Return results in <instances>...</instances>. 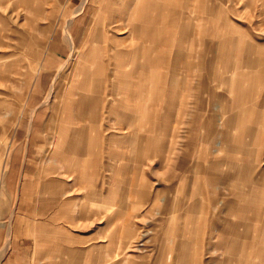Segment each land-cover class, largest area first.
<instances>
[{
	"label": "rangeland",
	"instance_id": "obj_1",
	"mask_svg": "<svg viewBox=\"0 0 264 264\" xmlns=\"http://www.w3.org/2000/svg\"><path fill=\"white\" fill-rule=\"evenodd\" d=\"M109 3L116 11L127 0H0V264H97L99 245L104 244L106 250L115 251L108 262L129 259L128 264H189L192 253L197 255V264H217L228 255L224 249L264 250V209L257 212L258 220L251 223L239 216V210L222 209L225 202L233 201L238 192L247 189V183L241 182L244 177H238L247 170L240 162L244 146H226L215 138L214 145L208 141V146H198V151L206 147L209 150L203 158L205 155L196 154L194 147L183 145L188 136L184 127L177 145L172 144L175 124L171 122V145L166 147L165 154L151 145L148 160L142 164L133 161V167L147 174L137 180L138 185L144 184L150 192L149 199L138 193L122 192L128 188L130 178L120 168L127 159H136V152H131L126 144L117 147L114 161L118 166L117 176L115 171H110L113 157L108 146L87 147L85 154L75 157L72 168L63 169L57 164L61 157V147L57 145L61 131L55 128L62 120L70 78L63 73L66 64L57 62L53 54L71 47L64 57L69 54L72 60L79 52L78 45H114L111 38L119 30L102 26V22L109 21L105 14ZM234 6L242 10L237 16L230 13V21L238 29L234 37L246 38L264 49V0H252L250 7L239 0ZM258 7H261L260 16ZM96 31L100 34L106 31L107 37L95 40ZM192 46L193 64H199L202 55L216 58V51L207 50V45ZM224 53L230 61L235 58L229 50ZM195 73L199 74L200 70ZM228 75L232 79L233 75ZM220 85L209 84L216 93L231 95V90ZM254 96L258 103L264 101V83ZM229 97L214 98L211 103L203 94L207 111L215 113L221 112L216 105L231 104ZM222 126L223 123L217 126L219 131ZM256 128L260 129V125ZM128 133L116 131L119 137ZM31 134L38 139L27 146ZM198 134L205 137L204 130ZM153 136L160 135L154 131ZM65 157L69 159L72 155L67 153ZM207 157L225 161L214 170L225 175L224 183L218 188L220 195H192L190 191L197 189L193 181L201 172L195 169L196 160L199 165H205ZM96 158L102 160L103 167L101 164L94 172L92 163ZM260 167L261 171L254 170L252 174L257 177L256 186L260 185L263 191L262 196H257L264 198V155L256 168ZM199 180L203 181L200 177ZM110 189L118 192L106 193ZM210 197L215 202L219 199L220 203L209 206ZM195 202L202 208L191 209ZM248 215L252 217V211ZM217 218H223L225 224H242L211 225ZM126 221L132 224L130 235L122 225ZM192 227L194 232L188 231ZM232 228L243 233L241 238L245 241L208 238L209 233L216 237L229 233L234 237L230 235ZM249 228L251 231L245 234ZM181 230L182 235L176 233ZM116 235V242L108 245ZM177 250L181 252L182 263L176 261ZM242 255L233 257L243 264L264 261L255 254L249 258Z\"/></svg>",
	"mask_w": 264,
	"mask_h": 264
},
{
	"label": "crops",
	"instance_id": "obj_2",
	"mask_svg": "<svg viewBox=\"0 0 264 264\" xmlns=\"http://www.w3.org/2000/svg\"><path fill=\"white\" fill-rule=\"evenodd\" d=\"M238 1L127 0V3L119 6L116 11L114 5L110 6L109 3L110 9H105H108L105 14L109 21L102 22V26L119 30V33L111 38L114 45H78L79 52L72 60L69 54L64 57V52L67 53L71 47L53 54L57 62L66 64L63 73L70 78L68 100L62 107L61 123L55 128L61 131L57 143L61 147V157L57 161L59 167L72 168L75 157L81 153L85 154L89 146H108L109 154L113 157V162L109 164L110 171H115L117 176L118 166L114 164L117 147L122 148L126 144L131 152H136V159H127L120 168L121 172L125 171L126 178H130L128 188L122 192L138 193L149 199L150 192L144 188V184L138 185L137 180L139 177L145 178L147 174L135 165L133 167V161L142 164L144 160H148L151 145L157 146V151L165 154L166 147L171 145L170 129L173 128V122L175 140L172 144L177 145L180 130L184 127L188 136L183 145L194 147L196 154L205 155L203 158L208 156V148L201 151L197 148L203 144L208 146V141L214 145V141L220 139V144L246 148L245 153V148H242L240 162L247 170L243 174L241 172L238 177H244L241 182L247 183V189L238 192L239 195L233 201L225 202L222 209L234 208L239 210L238 214L243 220L249 219L250 223L257 221V212L264 209V198L261 197L263 191L260 185L256 186L257 177H254L255 172L262 169L256 167H259L264 155V101L258 103L254 95L257 88L264 83V49L261 44L234 37L238 29L231 23L230 13L237 16L242 12L234 6V2ZM244 1L247 7H250L252 0ZM258 15H261V7H258ZM105 33L106 31L101 34L96 31L94 39L105 38ZM215 38L220 40L215 41ZM192 45H207V50L216 51V58L208 59L206 55H202V61L197 65L193 64L191 60L195 55ZM224 50L231 51L233 58L235 56L233 61L225 55ZM195 70H200L201 75L196 74ZM228 73L233 75L232 79ZM194 80L200 83H195ZM213 82L226 86L224 88L231 90V95L216 93L209 86L210 83L213 86ZM203 94H206L211 103L214 98L224 100L231 96V101L230 97L228 98L231 104L222 107L216 105L218 107L214 108L212 106L213 109L220 108L221 112H209ZM221 123L223 126L219 131L217 126ZM257 124L260 129L256 128ZM118 130L129 133L119 137L116 135ZM200 130H204L205 137H199ZM154 131H158V138L153 136ZM32 135L35 136L30 135L27 146L38 139ZM67 153L72 157L66 158ZM247 158H250V162H247ZM224 162L207 157L205 165H199L196 160L195 169H201V172L193 181L197 189L191 190L190 194L205 193L207 197L211 194L220 195L218 188L224 183L225 175L215 173L214 170ZM101 164L102 160L94 159V172L99 170ZM199 177L203 179L204 184L203 181L200 182ZM140 185L143 186L142 189L138 188ZM108 191L106 193L118 192L116 189ZM257 194L261 196L258 197ZM218 200L215 202L214 198H208V203L211 202L209 206L220 203ZM198 204L200 203L195 202L190 208H202ZM249 211H252V217L248 215ZM221 219L213 220L211 225L225 224ZM230 224L239 226L242 222H228L225 225ZM245 224L251 225L243 223ZM122 225L130 235L131 222L126 221ZM189 230L194 232L193 227ZM250 231L249 228L244 233ZM181 232L182 230L176 233L182 235ZM230 232L234 237H230L229 233H221L217 237L209 233L208 238H217L219 241H245L241 238L243 233L233 228ZM115 238L117 235L110 239L108 245L116 242ZM105 246L107 247V244L99 245L97 264H128L129 259L108 262L107 259L112 257L115 251L106 250ZM224 250L228 253L224 256L226 259L217 264H243L239 259L243 257L242 254L248 258L255 254V257L264 259V250ZM176 252L179 253L175 255L178 256L176 261L182 263L179 260L181 252ZM239 253V258L233 257ZM197 259V255L192 253L189 264H197ZM244 264H264V261Z\"/></svg>",
	"mask_w": 264,
	"mask_h": 264
}]
</instances>
